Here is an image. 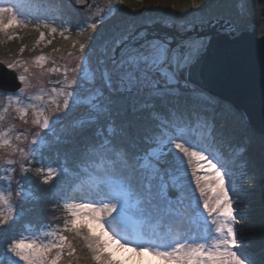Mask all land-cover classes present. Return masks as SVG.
<instances>
[{
	"label": "snow or ice",
	"instance_id": "6c2138e0",
	"mask_svg": "<svg viewBox=\"0 0 264 264\" xmlns=\"http://www.w3.org/2000/svg\"><path fill=\"white\" fill-rule=\"evenodd\" d=\"M124 2L109 0L104 8H98L95 16L99 19L89 18L86 28L79 26L78 36L90 30L87 42H79L71 40L69 23L58 24L56 16L42 13L38 0H0V43L19 38L15 30L29 28L35 19L38 22L32 30L39 32V38L30 50L45 41L43 28L50 36L59 29L58 34L70 41L73 49L78 44L80 53L74 67L64 66L63 80L55 82L61 86L50 90L47 101L43 89L24 99L32 87L29 77L60 72L59 67L45 70L47 57L43 54L37 55L32 65L41 70L38 74L30 72L20 59L7 63L12 70L23 66L17 76L23 87L6 94L0 125L12 109V118L25 124L31 112V123L39 131L26 149L21 147L27 139L24 132L13 135V127H0V150L8 157H20L19 161L8 158L0 164V238L21 215L20 206L12 200L13 165L19 164L21 178L15 185V195L21 202L34 199L24 185L27 173L34 171L45 185L58 176L57 168L44 158V151L53 146L49 135L56 144L62 142L55 126L63 116L55 113H79L63 129V142L69 143V137L82 139L80 159L70 173L75 180L70 185L73 194L60 187L66 213L63 224H44L38 230L26 226L19 238L7 243L6 253L0 252V264H78V241L83 242L93 264H113L110 242L121 248L131 246L137 254L147 252L166 264H252L239 254L242 237L236 226L241 218L234 207L236 193L225 183L228 172L218 168L208 152V142L216 141L215 120L198 111L202 93L191 88L186 75L206 42L150 38L147 28L120 25L114 38L103 43L93 64L96 37L91 33L96 32L98 24L114 17L117 6ZM201 3L191 0L190 7L199 9ZM202 23L211 26L213 21ZM19 51L23 53L25 47ZM67 55L73 57L74 53ZM68 72L74 74L71 79ZM141 143L147 145L146 149L140 150ZM185 161L196 165L192 177L200 200L191 194ZM202 161L215 169L212 182L198 174L204 167ZM68 172L66 167L59 169V173ZM170 187L182 192L175 202L169 198ZM185 199L186 216L174 207ZM177 218H184L195 228L174 231L172 222ZM114 224L126 227L117 230Z\"/></svg>",
	"mask_w": 264,
	"mask_h": 264
},
{
	"label": "rangeland",
	"instance_id": "374dc122",
	"mask_svg": "<svg viewBox=\"0 0 264 264\" xmlns=\"http://www.w3.org/2000/svg\"><path fill=\"white\" fill-rule=\"evenodd\" d=\"M66 3V9L67 10H72L73 14H71L70 20L63 19V22H67L71 25V40H78L79 42H87L88 35L90 34V30L86 31L83 36H78L77 32L79 30V26L83 24L84 27H86L87 22H89V18L92 19H99V17L95 16V13L98 8H104L109 0H90L88 6L84 8H74L67 0H64ZM127 1V2H126ZM141 0H125L124 4L118 5V11L116 12L115 16L112 17L110 20H107L104 24L102 23L99 25L100 27L97 26V30L95 33H91L96 37L95 44L93 45L95 52L92 54V60L93 64H95L96 57L99 55V51L101 46L105 41H109L114 38L116 32V26L120 25H134L135 27L141 26L142 24H147L150 25L153 21H149L148 15L151 14V10L154 9V7L158 10L159 5L153 4V3H146L145 1L142 3L140 2ZM155 1V0H152ZM183 2V4H179V2ZM177 2V3H175ZM61 2L56 0L55 4L54 2H49L47 5L46 10L48 16H56L59 17L60 15L57 12H62L61 10L63 9L61 6ZM207 6L205 7H200L199 9H192L189 4H187L186 1L182 0H176L174 1L173 5V11L174 14L172 15V12H167L165 7H162V16L160 19H157V21H160L162 25L171 27L173 22L176 23L177 26L179 27H185L186 29H191L193 27V24H198L202 23L204 21H207L209 19L213 20V23H217L215 27L211 28L208 24L204 23L201 24V26H196L194 29L196 31H200L201 29L207 28L209 26L210 29L212 30H221V31H216L214 32V37H219L221 34H227L229 37H234L236 35L241 34L242 31H250L253 32L254 34H260L262 32L261 30V25H262V19L260 17V1L259 0H217V2H210L209 4L206 3ZM162 6V5H161ZM222 6V7H221ZM138 7L137 11L138 14H135L137 12H133V8ZM219 7H221L222 10H219ZM229 9V10H227ZM57 10V11H56ZM53 11V12H52ZM59 15V16H57ZM217 18V19H216ZM221 20V22L219 21ZM33 20V22H32ZM31 20V24L29 25V28L27 29H16V35L20 36L19 40H16L20 42V46L18 45H7L5 48V52L3 51L2 54H0V62H2L4 65L7 66V63L9 62H15L17 59H20L25 62L24 66H29L30 67V72L38 74L41 70L38 68L33 67L32 65L34 64L35 57L37 55H45L47 57V62L44 66L45 70L50 69L51 67H59L61 69L60 72L52 73V72H45V74L42 77L36 76L32 77L30 76L29 79L31 81L32 87L28 90V92L25 94L24 99L27 100V97L29 95H35L39 94L40 90L43 89L45 93H47L44 96V100L47 101L49 99V96L51 95V89L53 87L59 88L61 85L55 83L58 80H63L64 77V66L67 65L69 68L74 67L75 64L77 63V60L75 57H78L80 55L79 53V46L77 44V47L75 49L72 48L71 42L70 41H62L59 44V39L61 36L58 34L53 35H48V30L47 29H41L42 31L45 32L46 39L45 41L41 42L40 45H37L34 50L32 49V46L35 44L36 40L39 38V32H36L32 30V25L36 24L38 21L35 19ZM78 20V21H77ZM228 20V24H225L226 21ZM62 22V20L57 19V23L59 24ZM119 22V23H118ZM156 22V21H154ZM220 25L224 26H230L231 27H218ZM233 28V29H232ZM113 30H116L113 33ZM229 30L233 31L232 34H230ZM193 39H203L206 44L209 42L210 38L213 36L210 35L209 32L208 34H197L196 37H194L193 31H191ZM68 35V33H65ZM167 37H172L169 34H166ZM165 36V37H166ZM28 39L25 41V39ZM151 38V37H150ZM173 38V37H172ZM61 39V40H62ZM47 40H51L52 43L48 44ZM12 41V40H10ZM6 41V42H10ZM24 41V42H23ZM4 42V44H6ZM56 43V45H54ZM11 44V43H10ZM24 46L25 51L21 53L19 49ZM20 47V48H19ZM59 48L60 51L56 52L53 51V49ZM3 50V49H2ZM202 49L201 51H204ZM73 52L74 55L73 57H69L67 54L68 52ZM87 51V49H86ZM55 62V63H54ZM14 71H16L17 76L23 72V66H17ZM27 75V74H26ZM74 74L72 72H68V77L69 79L72 78ZM187 75V74H186ZM188 79V77H187ZM51 81V82H50ZM188 82L191 86V88L197 90V89H202L204 90L199 84L190 81L188 79ZM20 87H23L21 85ZM19 87V88H20ZM18 88V89H19ZM12 91H4L0 89V108H2L4 105L7 104V93H13L17 92ZM198 91V90H197ZM216 99V97H215ZM218 99H220L218 97ZM213 101L217 104H221L218 101L214 100ZM34 103H41L40 101H31ZM232 106V105H231ZM50 108H53L54 105H49ZM237 111V110H236ZM238 115H242L239 111ZM15 115L12 109H9V115L8 119L0 125V127L3 128H8V127H13L14 132L12 133L15 135L17 132H24L27 136V139L23 140V143L21 144V147H24L27 149L28 144L30 143L33 135L39 131L38 128H36L34 125H32L31 120H32V115L31 112H29L28 116V123H22L18 119H13L12 117ZM55 115H60L63 116V119L55 126V131L57 135L61 136V143L56 144L54 142V137L49 135V140L53 141V146L44 151V158L47 162L54 161L52 164L55 166L57 169L62 167L59 163L58 157L60 155H67V157L72 156V153H76V150L74 147H77L74 145L76 141H82L80 137L76 138H71L69 137L68 139L70 140L69 143H64V136H63V129L67 127L71 121L79 115L77 112L73 113H68L66 116L63 113H55ZM204 115V114H203ZM244 119V118H243ZM120 119H117V124ZM247 124V123H246ZM256 140L260 141V143L263 144L261 136L258 135L255 131H253ZM77 145V144H76ZM144 148L146 149L147 145L142 144ZM202 146V145H201ZM78 148V147H77ZM258 149L259 148H255ZM254 149V150H255ZM256 151V152H257ZM209 152V151H208ZM215 152L214 150H211L209 152L211 156H213L214 162L217 163L218 168H222L224 171L228 172V176L225 178V183L226 185L233 189L236 195L233 197L234 199V207L238 210L237 214L241 218V223L238 224L236 227L241 233L242 237V246L239 248V254L242 257H246L247 259L252 261V264H264V164H259L260 169L259 171L256 170L255 172H252L249 167L254 168L252 162L255 161H261L264 160V151L259 150V153L256 155L258 158L255 160H251V157L249 155L246 156V169L237 172L238 168V163H235L233 159L229 158L228 156L220 155L218 153H213ZM260 154V157H259ZM8 158H11L13 160L19 161L20 157L19 155L16 156H11L8 157L5 155V153L0 150V164H4V161ZM63 160V157L60 158ZM248 160V161H247ZM249 161H250V166H249ZM204 164V167L199 170L198 174L205 177L208 182H212L214 179V172L215 169L209 167L206 162H201ZM58 165L60 167L58 168ZM13 167L16 169L15 173L13 174V196L12 200L14 204H17L20 206V218H24V222L19 223L18 229L14 227L13 231L10 233L11 235L6 238L9 242L11 238H19L21 233L24 231L25 227L28 225H31L34 229H39L41 225L44 224H63V219L66 215L64 211V215L58 214V211L64 210L63 205L60 206V208H55V205H50L49 199L45 200L44 202H39L37 203V198H35V193L38 191L37 188L41 189V186L43 183H41V179L39 176L33 174H26L27 179L24 180V185L25 188L28 189L34 196V199L28 201V202H21L19 198L15 195V185L17 181L21 178L20 170H19V164L13 165ZM185 167L187 169V182L190 183V188H191V194L196 197L197 200H200V193L196 189V185L194 183V179L192 177V170L194 167H196L195 163L192 165H188L187 161H185ZM241 168H245L244 166H240ZM236 168V169H235ZM0 175H3V173H0ZM54 178V177H53ZM39 179V180H37ZM245 180V181H243ZM31 184H30V183ZM75 182L74 177L72 175H69L66 179L65 175L63 178V182H61L58 186L54 187V190L52 192V195L54 193V197L58 198L62 194L60 193V187L63 185L66 189L67 186L70 187L71 184ZM245 182H246V187H245ZM49 185V184H48ZM34 187H36V192H34ZM213 187L217 190V186L214 184ZM171 188V187H170ZM175 191V196H170L169 198L173 200L174 202L177 200L178 197L182 195L181 190L172 188ZM67 190V189H66ZM68 193H71V190L68 191ZM214 194V193H210ZM253 194V195H250ZM74 195L79 196V193H74ZM184 195H188L187 191L185 190ZM250 195V196H249ZM46 197L47 196V191H46ZM257 199L260 208L256 204V200H251ZM63 202V201H62ZM47 203V204H46ZM188 203V200L185 199L183 204H174V207L178 208L181 212L185 214V216L188 214L187 209L185 205ZM200 208L201 211H203V204L202 201L200 202ZM255 209V212L257 213V210H260V215H257V217L252 218L254 220L255 224L257 221L259 222V230H256L255 233L259 240L260 243L263 245V252L261 253L260 248H255L254 249V244L255 242L257 243V246H260L258 242V238H252L253 237L250 232H251V226L248 222L247 217L251 216V213ZM56 211V215L53 213ZM41 216L42 218V223H38L37 226L35 224H31L30 221L29 223L25 220H28L29 216L32 218H35L36 215ZM206 215V213H205ZM58 218H62L61 222H57ZM260 218V219H259ZM154 222V221H153ZM182 225L186 228H195L194 225H189L187 221L184 218H177L174 222H172V227L173 230L179 228V226ZM113 227L117 228V230H120L121 228H125L126 225L120 224L116 225L114 224ZM254 233V234H255ZM47 239V238H46ZM104 239H107V237H104ZM5 240V239H4ZM81 243V246L83 248V242L78 241ZM8 243V242H7ZM7 243L4 242L3 248L0 250L1 252L6 253V248H7ZM1 244V243H0ZM109 251L111 252V259L113 264H166L165 261L162 259L149 255V253L144 252L142 254H137L136 252H133L131 250V246L121 248L118 244L114 242H110L109 244ZM10 255V254H9ZM80 257L78 264L91 261L90 258L88 257L87 251L83 248V255H79ZM7 262V261H6ZM64 261H61V264H63ZM7 264V263H6ZM22 264V262H21Z\"/></svg>",
	"mask_w": 264,
	"mask_h": 264
},
{
	"label": "water",
	"instance_id": "95a60500",
	"mask_svg": "<svg viewBox=\"0 0 264 264\" xmlns=\"http://www.w3.org/2000/svg\"><path fill=\"white\" fill-rule=\"evenodd\" d=\"M67 1L76 8H84L89 3V0ZM259 1L260 17L263 21L260 34L242 31L234 37H229L227 34L214 37L213 33L221 30H212L209 26L200 31L194 29L204 23L193 24L191 29H186L177 26L175 22L168 27L156 21L136 28L137 30L147 28L150 37L154 35L163 38L169 34L176 42L193 38L191 31L194 37L197 34L206 35L207 32L213 35L206 44L205 50L199 53L187 77L211 95L229 102L242 114L247 125L261 136L264 144V1ZM221 20L223 19H219L220 22ZM228 23L227 20L225 24ZM216 24L214 23L211 28ZM224 25L219 24L218 27L232 26ZM229 32L233 33L231 30ZM245 32L246 34H243ZM20 86L16 71L0 62V89L12 92ZM169 194L175 196V191L169 189Z\"/></svg>",
	"mask_w": 264,
	"mask_h": 264
},
{
	"label": "trees",
	"instance_id": "16d2710c",
	"mask_svg": "<svg viewBox=\"0 0 264 264\" xmlns=\"http://www.w3.org/2000/svg\"><path fill=\"white\" fill-rule=\"evenodd\" d=\"M57 1H58V3H59V1L62 3L61 6L63 5L62 6L63 9L61 10L62 12H57L60 15V16L57 15V16H59V17H57V19L62 20V22L64 21L63 19L70 20L71 14H73L72 10L66 9V6H65L66 3L64 0H57ZM144 1L148 4H149V2L150 3L156 2L153 4L159 5L158 10L155 7L153 10H151V12H150L151 14L148 15V19H150L149 21L154 22V21H157V19H160V17L163 14L162 13V7H165L167 12H169V11L172 12V15L174 14L173 5H174V1H176V0H155V1L143 0V2ZM182 1H186L187 4L191 5V0H182ZM211 1L217 2V0H202L201 6L205 7V6H207L206 3L209 4ZM49 2H54V4H55L56 0H38L41 11H43L44 14H47V11H49V10H46ZM140 2L142 3V0ZM175 3H177V2H175ZM179 4H183V2L180 1ZM221 7H219V10H222ZM137 9H138V7L133 8V12L134 13L137 12L135 14H138ZM192 9L194 10V8H192ZM227 10H229V9H227ZM32 22H33V20H32ZM99 25H101V24H98V27H100ZM118 26H119V24H118ZM118 26H116V30H118ZM116 30H113V33ZM243 34H246V32ZM17 36L19 38H14L12 41L6 42V44H4V42L0 43V54H2L3 51L5 52V48L7 47V45H16V47L18 45L20 46V42L16 41V40L20 39V36L19 35H17ZM61 39H62V37L59 39L60 40L59 44L62 41H64L63 39L62 40ZM27 40L28 39L26 38L25 41H27ZM54 45H56V43H54ZM197 90H198L197 92L202 93L200 104L198 105V111H200L204 115H207L210 119L214 118V120H215L216 141L215 142H211V141L208 142V144H207L208 151L211 152V150H214L215 152H213V153H218L220 155H223V157L226 155L229 158L233 159V161L235 163H238V168L237 169L235 168L237 170V172H241V171L245 170L246 169V156L249 155V157H251L252 161L257 159L258 157L256 155L259 153V150H260V153H261V151H264V144H262V143H260V141L256 140L255 135L253 133V130L246 124V122L243 119V116L238 115V112H237L238 110L235 109L233 106H231V104L229 102L218 99L217 96L211 95L210 93H208L205 90H202V89H197ZM215 97H216V99H215ZM213 99L218 101L221 104L215 103L213 101ZM119 123H120V121H118V124ZM142 144L143 143H141L139 146L140 150L145 149L144 146H142ZM74 145L78 147V148L74 147L76 149V150H74V151H76L75 154L72 153V156H70V157H67V155H60L58 157L60 165L68 168L69 172L68 173H59V169L61 167H60V165H58V168L60 167L59 169H57L58 170V176L54 177L53 180L49 182V185L48 184L47 185L42 184L41 189L44 188V190H40V188H37L38 191L36 192V187L33 186L34 192H36L35 198H37V200H36L37 203H39V202L42 203L45 200L49 199L48 203H50V205H55V208H60V206L63 205V202H62L63 200L61 199V196H59L58 198H55L54 193L52 195V192L54 190V187L58 186L61 182H63L64 175H65L66 179L69 175H71L70 174L71 171L75 168L76 163L80 159V152L82 151V141L78 140V141H76V143H74ZM202 146H204V145H202ZM255 148H259L258 151ZM61 157H63V160L60 159ZM259 157H260V154H259ZM53 162L54 161H52V163ZM252 164H253L254 168H251L250 161H249V166H250L249 169L252 172H255L256 170L259 171L260 169H257V168H260L259 164H260V166H261V164H264V160H261L258 162L255 161V162H252ZM31 166L34 169L36 165H35V163H33ZM240 166H244L245 168H241ZM28 174L33 175L35 173L33 171V172L28 173ZM40 179H41V177H40ZM37 180H39V179H37ZM243 181H245V180H243ZM245 187H246V184H245ZM66 189L68 192L71 190V187L67 186ZM46 191H47L48 197H46ZM250 195H253V194H250ZM252 200H256V204L260 208L258 200L251 198L250 201H252ZM257 211L258 212L256 213L255 209H254L252 212H250L251 216L247 217L248 222L251 226L250 234L253 236V237H251L252 240L255 237L258 238L257 236H255L256 235L255 231L259 230V228H260L258 226L259 222L257 221V223L255 224L254 220H252V218H254V217L258 218L257 215H260L259 214L260 210H257ZM53 214L56 215V211ZM58 214L64 215L65 214L64 210L58 211ZM40 217L41 216H39L37 213L35 218H32L31 216H29L28 217L29 219L25 220V221H27L28 223L30 221L31 224H35L37 226L38 223H42V218H40ZM23 220H24V218H19L18 222L15 225H13L11 229H8L4 233L3 237L0 238V243H1L0 244V250L3 248L4 242H6V243L9 242L6 238H8L11 235L10 233L13 231L14 227L17 230L19 223L24 222ZM61 221H62V218H58L57 222L59 223ZM256 238H255V241H256ZM258 242H259L260 246H257V243L255 242L254 249L256 247L260 248L257 250H260V252L262 253L263 252V247H262L263 245L260 243L259 238H258ZM76 255L77 256L83 255V248H82L80 242H77ZM6 263L7 262L5 261V264ZM81 264H93V262L87 261V262H84Z\"/></svg>",
	"mask_w": 264,
	"mask_h": 264
},
{
	"label": "bare ground",
	"instance_id": "6f19581e",
	"mask_svg": "<svg viewBox=\"0 0 264 264\" xmlns=\"http://www.w3.org/2000/svg\"><path fill=\"white\" fill-rule=\"evenodd\" d=\"M260 9H261V8H260ZM217 191H218V188H217ZM177 229H179V230H181V231H184V230H186L187 228L184 227V226H182V225H180L179 228H177ZM177 229H175V231H176Z\"/></svg>",
	"mask_w": 264,
	"mask_h": 264
},
{
	"label": "flooded vegetation",
	"instance_id": "af4514ba",
	"mask_svg": "<svg viewBox=\"0 0 264 264\" xmlns=\"http://www.w3.org/2000/svg\"><path fill=\"white\" fill-rule=\"evenodd\" d=\"M142 26V25H141Z\"/></svg>",
	"mask_w": 264,
	"mask_h": 264
}]
</instances>
